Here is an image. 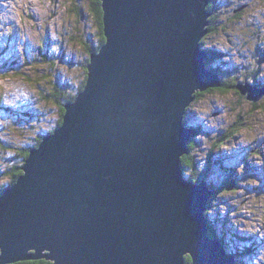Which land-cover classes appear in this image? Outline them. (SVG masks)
I'll use <instances>...</instances> for the list:
<instances>
[{
	"label": "water",
	"instance_id": "1",
	"mask_svg": "<svg viewBox=\"0 0 264 264\" xmlns=\"http://www.w3.org/2000/svg\"><path fill=\"white\" fill-rule=\"evenodd\" d=\"M100 1L83 91L0 195V264H238L207 237L214 190L180 161L187 107L220 82L196 49L210 0Z\"/></svg>",
	"mask_w": 264,
	"mask_h": 264
},
{
	"label": "rangeland",
	"instance_id": "2",
	"mask_svg": "<svg viewBox=\"0 0 264 264\" xmlns=\"http://www.w3.org/2000/svg\"><path fill=\"white\" fill-rule=\"evenodd\" d=\"M90 2L0 0V195L14 168L24 164V153L61 125L64 104L84 89L88 45L100 40ZM208 5V32L196 49L205 50L203 62L222 86L198 91L186 109L183 125L194 132L182 174L214 187L205 210L212 238L222 239L238 264H261L264 0H215L212 10ZM244 82L250 86L241 93L237 84Z\"/></svg>",
	"mask_w": 264,
	"mask_h": 264
},
{
	"label": "trees",
	"instance_id": "3",
	"mask_svg": "<svg viewBox=\"0 0 264 264\" xmlns=\"http://www.w3.org/2000/svg\"><path fill=\"white\" fill-rule=\"evenodd\" d=\"M214 2H215V0H211V2L209 3V5H208V9H210V10H212L213 9V4H214ZM90 8H91V12H90V16L97 22V24H98V29H99V43H98V45L96 46V47H90V45H88L89 47H88V51L91 53V52H94V51H96L103 43H104V40H105V37H104V33H103V22H102V15H103V11H102V7H101V1L100 0H91V2H90ZM211 7H212V9H211ZM214 17L215 16H212L211 18H210V20L211 21H213L214 20ZM92 46V45H91ZM88 61H89V58L87 59V62L86 63H88ZM85 71H86V69H85ZM216 71V70H215ZM220 74V73H219ZM221 76H222V78H223V75L221 74ZM224 81L222 80V83H223ZM254 85H262V84H260V83H255ZM264 85V84H263ZM83 86V85H82ZM220 86H222V84L220 85ZM220 86H218V88H220ZM196 95H197V92H196ZM62 113H63V109H62ZM61 121V120H60ZM60 121L58 122V124L60 123ZM36 145H38V142L35 144V146ZM27 155H28V150L24 153V155H23V159H25L26 157H27ZM180 161H181V166H183V165H185L186 166V155H184V156H182L181 157V159H180ZM21 167L20 166H18V167H16V168H14V170H13V172L11 173V182H10V184L12 185L15 181H16V179H17V177L19 176V175H21V173H22V170L20 169ZM190 179V178H189ZM191 180L192 181H194V182H196V181H199V179H198V177L196 178V177H193V178H191ZM209 183V185H210V187L213 189L214 187L212 186V184L210 183V182H208ZM1 191H3V189L1 190ZM209 220V219H208ZM209 233H208V235L211 237H213L214 236V234H213V231L211 230V228L209 229V231H208ZM222 240V239H221ZM223 241V240H222ZM224 242V241H223ZM240 257V256H239ZM241 259V258H240ZM187 261V264H188V261H189V258H187L186 259ZM237 260H238V258H237ZM13 264H51V262L50 261H47V260H45V259H40V260H37V261H21V262H16V263H13ZM261 264H264V262L263 263H261Z\"/></svg>",
	"mask_w": 264,
	"mask_h": 264
},
{
	"label": "bare ground",
	"instance_id": "4",
	"mask_svg": "<svg viewBox=\"0 0 264 264\" xmlns=\"http://www.w3.org/2000/svg\"><path fill=\"white\" fill-rule=\"evenodd\" d=\"M210 15H211V14H210ZM209 24H210V22H209ZM211 24H212V23H211ZM209 29H210V28H209ZM206 36H207V35H206ZM199 40H200V39H199ZM201 40H202V39H201ZM198 44H199V43H198V41H197V42H196V47L199 46ZM197 45H198V46H197ZM203 46H204V45H203ZM199 47H200V46H199ZM201 47H202V46H201ZM198 49H200V48H197V50H198ZM204 51H205V50H204ZM204 51H203V52H204ZM210 53H211V52H210ZM207 63H208V62H207ZM212 73H214V74L217 76V77H216L217 80L219 79V81H221V80H220V77H219L220 75H217L214 71H213ZM263 84H264V83H263ZM220 85H221V83L218 82V86H220ZM218 86H216V87H218ZM189 106H190V105H189ZM35 147H36V146H35ZM204 219H205V221L207 220V223H208V230H206L207 237H209L210 239H215V238H212V236L210 237V236H209L210 234L208 235V233H209V232H208V231H209V220H208V218H206V217H205ZM215 240H217V242L219 243L220 247H222V249L225 251V253H228V252H226L227 250L224 249V246H223V244L221 243L222 240H221V241H220L219 239H215ZM40 254H41V253H40ZM230 254H232V253H230ZM233 255H234V254H233ZM234 256H235V255H234ZM183 259H184V256H183ZM236 261H237V260H236Z\"/></svg>",
	"mask_w": 264,
	"mask_h": 264
}]
</instances>
